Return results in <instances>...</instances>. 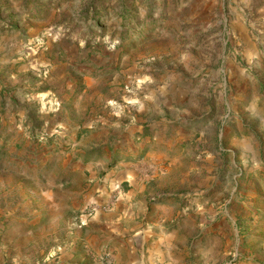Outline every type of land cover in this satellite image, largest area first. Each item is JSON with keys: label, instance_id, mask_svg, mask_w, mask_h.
Masks as SVG:
<instances>
[{"label": "rangeland", "instance_id": "rangeland-1", "mask_svg": "<svg viewBox=\"0 0 264 264\" xmlns=\"http://www.w3.org/2000/svg\"><path fill=\"white\" fill-rule=\"evenodd\" d=\"M212 204L264 219V0H0V264H116L145 207L179 253Z\"/></svg>", "mask_w": 264, "mask_h": 264}, {"label": "crops", "instance_id": "crops-1", "mask_svg": "<svg viewBox=\"0 0 264 264\" xmlns=\"http://www.w3.org/2000/svg\"><path fill=\"white\" fill-rule=\"evenodd\" d=\"M213 205L208 213L214 215L211 222L215 219L216 221L204 225L208 219L206 214H202L200 223L196 225V239L189 241L185 237L187 245L179 253L174 252L178 248V244H175L176 233L170 232V228L164 227L166 224L163 226V223L153 227L155 231L152 230L145 221L150 208L145 207L141 213L138 212L141 223L133 238L126 237V232L113 234L117 238H124L114 248L116 264H220L231 251L240 254L237 263H234L235 258L231 260L233 264H264V219L258 225L255 222L245 223L244 220L253 216L247 209L242 213L233 208L219 210ZM123 212L130 213L127 210ZM219 213L223 215L220 220ZM111 227L114 228V225ZM226 263L227 261L224 264Z\"/></svg>", "mask_w": 264, "mask_h": 264}, {"label": "trees", "instance_id": "trees-1", "mask_svg": "<svg viewBox=\"0 0 264 264\" xmlns=\"http://www.w3.org/2000/svg\"><path fill=\"white\" fill-rule=\"evenodd\" d=\"M116 158V157H115Z\"/></svg>", "mask_w": 264, "mask_h": 264}]
</instances>
